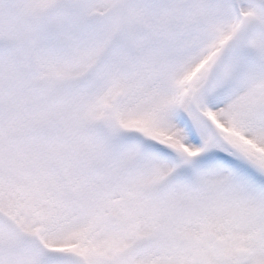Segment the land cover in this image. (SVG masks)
<instances>
[{"label":"snow or ice","instance_id":"snow-or-ice-1","mask_svg":"<svg viewBox=\"0 0 264 264\" xmlns=\"http://www.w3.org/2000/svg\"><path fill=\"white\" fill-rule=\"evenodd\" d=\"M0 264H264V0H0Z\"/></svg>","mask_w":264,"mask_h":264}]
</instances>
